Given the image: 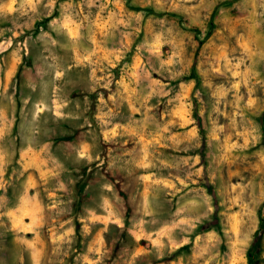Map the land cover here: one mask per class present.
I'll return each instance as SVG.
<instances>
[{
	"label": "rangeland",
	"instance_id": "obj_1",
	"mask_svg": "<svg viewBox=\"0 0 264 264\" xmlns=\"http://www.w3.org/2000/svg\"><path fill=\"white\" fill-rule=\"evenodd\" d=\"M57 1L0 0V264H264V0H62L32 35Z\"/></svg>",
	"mask_w": 264,
	"mask_h": 264
},
{
	"label": "trees",
	"instance_id": "obj_2",
	"mask_svg": "<svg viewBox=\"0 0 264 264\" xmlns=\"http://www.w3.org/2000/svg\"><path fill=\"white\" fill-rule=\"evenodd\" d=\"M60 1H62V0H58L56 2L54 11H53V13L50 16L42 19L41 21H37L35 23L34 29L32 31V35L38 34L39 31L42 30V29H45L46 30L47 29V23H49L53 19L59 17V2ZM124 1H125V4H126V7L129 10H134V11L140 10L137 7L131 6L130 3H129L130 0H124ZM214 19H215V12L213 11V13L210 16V20H209V23H208V26H207V31L205 33V36H204V38L202 40H199V42H198L199 46H201L206 40H208L211 37L213 31L215 30L216 25L214 23ZM195 34H198V32L195 31ZM25 66L26 67H30V59L29 58L25 59ZM22 70H23V66H20L19 69H18V71H17V74H16V78L17 79H20ZM92 97H94V96H92ZM94 109H95V102L93 100L92 103H91V105H90V112H91L90 118L92 116V111H94ZM90 121H91L90 124L93 125L94 124L93 119H90ZM81 172L82 173L80 175V178L77 179V181H76V183L74 185V189H75V192L77 193V195H81V193H82V188L83 187H82V184L81 183L83 182L84 176L86 178H88V177H92V175H93V170H91L88 173H86V169L84 168ZM7 197H8L9 200H11L14 197L13 194H12V187H9L7 189ZM208 230H210V227H207V229L205 231H208ZM203 231L204 230L202 229V226H201L200 229H199V233H202ZM123 233L126 234V238L123 239L118 244V246H121L123 248H131V247L135 246V241L128 234L127 230H123ZM2 234L4 236V240L7 242V246H10L12 244L11 243V239H12L13 234L10 231L4 232L3 230H2ZM22 258H23V263L22 264H27V258L24 255L22 256ZM248 258H249V263L248 264H252L251 261H250L251 256L248 255ZM6 264H11V262L8 261V263H6Z\"/></svg>",
	"mask_w": 264,
	"mask_h": 264
}]
</instances>
